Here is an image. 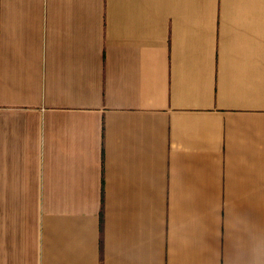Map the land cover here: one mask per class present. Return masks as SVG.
<instances>
[{
  "label": "crops",
  "instance_id": "0c3cea01",
  "mask_svg": "<svg viewBox=\"0 0 264 264\" xmlns=\"http://www.w3.org/2000/svg\"><path fill=\"white\" fill-rule=\"evenodd\" d=\"M0 264H264V0H0Z\"/></svg>",
  "mask_w": 264,
  "mask_h": 264
}]
</instances>
